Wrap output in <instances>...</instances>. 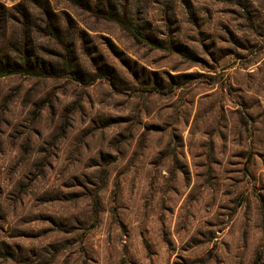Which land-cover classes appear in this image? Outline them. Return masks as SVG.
<instances>
[{
	"label": "rangeland",
	"instance_id": "rangeland-1",
	"mask_svg": "<svg viewBox=\"0 0 264 264\" xmlns=\"http://www.w3.org/2000/svg\"><path fill=\"white\" fill-rule=\"evenodd\" d=\"M55 1L109 78L0 79V264H264V0H146L175 50Z\"/></svg>",
	"mask_w": 264,
	"mask_h": 264
},
{
	"label": "trees",
	"instance_id": "trees-1",
	"mask_svg": "<svg viewBox=\"0 0 264 264\" xmlns=\"http://www.w3.org/2000/svg\"><path fill=\"white\" fill-rule=\"evenodd\" d=\"M30 5L20 3L14 7L17 16L0 13V31L7 36L11 32V40L1 44L0 79L12 76L35 78H62L81 81L87 86L93 85L98 79L109 78L94 65L97 73L82 78V70L75 66L77 58L76 46L84 50L89 40V32H96L86 20L79 21L69 12H57L55 0H26ZM71 6L87 14L94 23H112L126 32L132 40L143 47L154 50L177 49L171 36L146 34L142 27L146 0H65ZM223 1V0H219ZM165 16L168 9L161 8ZM90 26V27H88ZM88 28V29H87ZM21 31V34L17 32ZM164 36V35H163ZM8 37V36H7ZM39 38L53 43L55 48L35 47ZM45 46V45H44ZM167 46V47H166ZM84 54L90 58L91 53ZM184 75L182 78H189ZM171 79H173L171 77ZM153 90L161 89L155 83ZM151 91V90H150Z\"/></svg>",
	"mask_w": 264,
	"mask_h": 264
}]
</instances>
